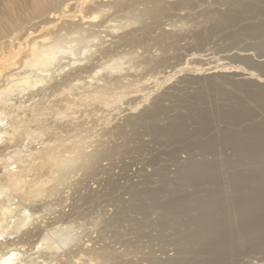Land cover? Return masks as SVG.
<instances>
[{
    "label": "rangeland",
    "instance_id": "374dc122",
    "mask_svg": "<svg viewBox=\"0 0 264 264\" xmlns=\"http://www.w3.org/2000/svg\"><path fill=\"white\" fill-rule=\"evenodd\" d=\"M241 1L242 5L227 12L225 21L219 25L196 17L184 27L190 36H195L190 49L204 55L201 63H210L204 68L219 65L236 68L213 69L204 74L178 72L180 75L176 73L158 90L155 91V86L151 90L154 92L150 91V101L141 98L142 94L130 95V99L137 98L136 111L129 102L118 107L105 104L98 112L92 111L91 116L99 118L94 125L98 129L117 127L112 135L104 136L97 133L99 130H89L90 137L82 139L87 144L92 139L98 143L104 151L101 164L86 173H77L74 178L73 167L69 172V183L73 185L61 182L58 193H49L47 189L39 198L15 197V202L25 205L29 229L54 223L40 235L37 231L34 238H29L31 234L24 236L29 240L24 241L23 247L34 248L32 241L38 237L40 243L46 235L60 245L73 247L71 234H61L69 220L77 233L82 232L80 243L91 237L98 240V245L107 246L114 259L110 264H150L153 260H174L176 264H264V0ZM218 2L224 4L225 0ZM195 58L190 56L184 62ZM170 62L171 67L176 64L175 60ZM243 69L252 70L258 78L241 75ZM169 70L174 73L178 67L160 68L141 83L151 76L148 82H152V87L156 78ZM10 79L7 77V81ZM4 83L0 81L1 86ZM12 94H8L6 104L0 105L3 128L8 127L11 118L16 119L23 105L26 122L42 118L52 100ZM129 113H135L136 118L132 125L123 127L121 124L133 115ZM80 115L87 113L78 111L74 118ZM93 117L90 119L94 121ZM68 120L62 117L59 124L51 125L55 132L63 133L64 122ZM74 140L78 138L71 141ZM44 146L36 145L34 153L43 155L44 149L40 148ZM1 150L3 182L9 172L3 169L5 152ZM61 150L58 147L56 151ZM30 160L33 161L29 155H23L18 165L28 169ZM14 164L8 169L19 171ZM0 199L6 203L4 195ZM33 205L41 207L39 213L27 211ZM58 211L67 214V219L61 220L65 225L55 221ZM13 230L7 233L8 237L0 234L1 247L2 244L7 247L21 235L19 229ZM38 242H34L35 250ZM70 247H64L63 252L66 254ZM61 252L51 256H56L53 264L63 259Z\"/></svg>",
    "mask_w": 264,
    "mask_h": 264
},
{
    "label": "bare ground",
    "instance_id": "6f19581e",
    "mask_svg": "<svg viewBox=\"0 0 264 264\" xmlns=\"http://www.w3.org/2000/svg\"><path fill=\"white\" fill-rule=\"evenodd\" d=\"M218 1L0 0V81H5L3 86L0 85V89L3 90L0 105L6 104L8 94L15 92L19 95L25 94L23 97L38 95L41 98L52 99L49 101L50 105L45 107L42 118L30 123L26 122L25 105H23L16 114V119L10 117V124L8 127L5 126L7 128L0 125V149L5 152L4 156L1 155L5 161L3 169L5 167L9 172L5 173V180L0 181V197L4 195L6 199V203L0 199V234L7 235L13 229H19L21 232V235H17L16 240L8 243L7 247L6 244L4 247L3 244L2 247L0 246V264H53L52 261L56 260V256L53 258L51 256L59 251L64 253L63 259L58 260L59 264H110L113 255L110 254L107 246L98 245V240L95 241L91 237H87L86 241L80 243L83 239L82 232L77 233L73 227L74 223L72 224L69 220V223L61 222L62 219H67V214H60L59 211L57 212L59 215L54 220L57 223L61 222V225L64 223L68 225L61 228V234L66 232L71 234V239L75 241L74 248L61 243L62 246L48 235L41 238L40 243L37 241L38 237L36 238L34 242L39 243V245L36 244L38 245L36 250L33 241L34 248L23 247L28 242L26 239L34 238L37 231L38 234L45 232L48 226L54 223L43 224V226L36 224L38 227L33 226L29 229L24 216L25 205L21 201L15 202L14 199L15 197L24 199L23 195L39 198L42 194L45 195L47 189L49 193L53 191L58 193L60 191L58 185L61 182V185H73L69 183V172L73 167L72 172L75 173L72 177L74 178L77 173H86L89 169L93 170L101 164L104 151L98 147V143L92 139L87 144V141L82 142V139L90 137L89 130H99L97 133L104 136L112 135V130H117V127L108 129L103 126L104 128L98 129L99 127L94 125L99 118L91 116L92 111L98 112L105 104L118 107L124 102H129L132 108L136 106L137 98L132 96L130 99V95L134 94H142L141 98L150 101L152 98L150 91L155 86L156 91L165 81L177 74L180 75V72L192 71L204 74L213 69L236 68L227 65L204 68L210 63H201L204 55L194 53V49H190L194 46L191 41L195 36H190L188 29L184 28L196 17H202L206 22L219 25L225 21L227 12L236 10L242 5L241 0L233 2L225 0L224 4ZM202 6H204L203 9ZM203 10L206 12L203 13ZM190 56L196 58L185 63L184 59ZM170 60L176 61L173 67ZM166 67L170 69L178 67V70L173 71L174 73H169L170 70L164 72L163 76L156 78L152 87V82H148L151 76L141 83L144 77ZM240 71L243 76L258 78L252 70ZM7 77L11 79L7 81ZM44 81H46L45 84H42ZM57 94L60 95L57 96ZM156 99L152 100L153 105ZM136 109L134 107L135 111ZM78 111L87 115H80V118L75 119L74 114ZM129 114L133 115L121 124L123 127L132 125L133 119L136 118L135 113ZM90 116L94 118V121L90 119ZM62 117L70 119L64 122L66 123L65 131L55 132L51 124H59ZM2 121L0 118V123ZM28 126L32 127L28 128ZM75 138L78 140L71 141ZM75 142L77 144L74 145ZM42 144L46 145V148H40L44 149L43 155L34 153L35 146H42ZM54 147L56 150L58 147L62 150L56 151ZM23 155H29L33 159V161L30 160L31 166L28 169L18 165ZM12 164L16 165L15 168L19 171L14 172L8 169ZM62 198L58 201L61 202ZM47 203L49 202L45 204ZM44 205L43 207H46ZM38 208L41 207L33 205L32 208L27 207V211L30 214H37ZM22 228L24 231L21 230ZM30 234L32 237H29ZM213 235L214 232H212ZM24 241L27 242L24 243ZM67 246L70 248L65 254L62 249ZM153 261L150 264H176L174 260Z\"/></svg>",
    "mask_w": 264,
    "mask_h": 264
}]
</instances>
